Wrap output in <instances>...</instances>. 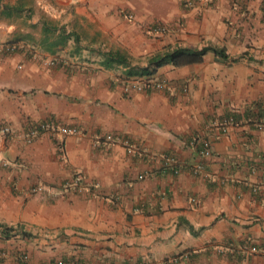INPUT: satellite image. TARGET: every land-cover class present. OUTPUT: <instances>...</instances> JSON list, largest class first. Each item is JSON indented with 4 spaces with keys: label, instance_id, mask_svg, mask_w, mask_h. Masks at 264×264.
<instances>
[{
    "label": "crops",
    "instance_id": "0c3cea01",
    "mask_svg": "<svg viewBox=\"0 0 264 264\" xmlns=\"http://www.w3.org/2000/svg\"><path fill=\"white\" fill-rule=\"evenodd\" d=\"M45 21L77 44L46 50ZM17 42L0 52V264H264V0H0ZM168 46L228 59L137 79L99 56L145 66ZM147 79L169 87L125 92ZM46 121L80 130L63 158L47 134L26 143Z\"/></svg>",
    "mask_w": 264,
    "mask_h": 264
},
{
    "label": "trees",
    "instance_id": "16d2710c",
    "mask_svg": "<svg viewBox=\"0 0 264 264\" xmlns=\"http://www.w3.org/2000/svg\"><path fill=\"white\" fill-rule=\"evenodd\" d=\"M24 4L29 2V0H23ZM7 15H10L11 12H6ZM44 39L42 41L46 50L50 52H54L57 47L62 46L65 47L69 43L70 40L73 39V35L67 33V31L63 28L60 29L56 27L54 22L45 21L44 23ZM58 33L57 40L51 39L52 36ZM76 44L78 39H73ZM44 48V49H45ZM213 51L219 59H228L225 51L222 49H215L212 47H206L201 50L198 49H190V48H179V47H166L165 51L155 53L154 55L148 57L146 59L145 66H140L134 64L129 56L126 53H122L121 51H100L99 56L101 58V64L106 69H113L116 67H125L127 70L126 76L127 78H150L157 74L158 70L164 66H172L173 68H183L190 65L200 64L204 62L206 55ZM150 81V79L146 80V83Z\"/></svg>",
    "mask_w": 264,
    "mask_h": 264
},
{
    "label": "built area",
    "instance_id": "2783aa9c",
    "mask_svg": "<svg viewBox=\"0 0 264 264\" xmlns=\"http://www.w3.org/2000/svg\"><path fill=\"white\" fill-rule=\"evenodd\" d=\"M192 5H193V0H187V6L191 7ZM156 31L161 33L165 31V28L162 26H158L156 28ZM23 49H26V48L24 47V44H22L21 42L12 43V44L0 43V52H3V53L14 54ZM53 64H54L53 62L49 63V65H53ZM168 87H169L168 82L164 80L159 81V82L148 81L143 86H140L137 84L136 85L129 84L125 87V92L129 93L131 92V90H135L137 92H142L144 90L166 91ZM234 123H235L234 117H229V118L224 119L223 121L214 122V125L220 126V130L227 133L230 125ZM1 133L4 136H9V135H13V130L9 126H5L4 128L1 129ZM79 133H80V130L77 127L63 125V124H60L54 121H46L43 123L36 124L31 128L30 133H29V138L26 140V143L32 144L34 137L47 134L56 142L57 148L63 158L65 156V147H64L63 140L66 137L77 135ZM112 139H113V136L111 135L107 137V140H112ZM124 144L126 146L127 152L130 155H135L137 153L138 145L136 143H131L128 140H125ZM200 146H201L200 153L204 157H210L211 156L210 141L202 140L200 143ZM169 160L172 163V165H170V168L175 173H178L179 171L175 167H173L174 158L171 157V159ZM193 172L194 174L197 175L200 171L198 169H195ZM253 251H257V248L254 247ZM8 256H9L8 252L0 250V262L8 258ZM21 259L24 263H26L29 257L27 255H22ZM49 264H88V263H86L85 261H80V260L78 261L57 260L54 262H50Z\"/></svg>",
    "mask_w": 264,
    "mask_h": 264
},
{
    "label": "rangeland",
    "instance_id": "374dc122",
    "mask_svg": "<svg viewBox=\"0 0 264 264\" xmlns=\"http://www.w3.org/2000/svg\"><path fill=\"white\" fill-rule=\"evenodd\" d=\"M163 27V26H162ZM165 28V31L164 32H161V33H165L166 32V27H164ZM150 81H153V82H157L158 80H155V79H153V80H150ZM131 84V83H130ZM134 83H132V85H133Z\"/></svg>",
    "mask_w": 264,
    "mask_h": 264
}]
</instances>
